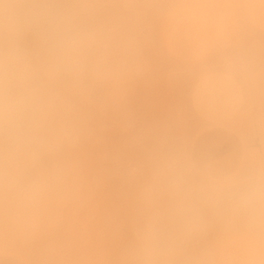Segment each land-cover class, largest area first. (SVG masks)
<instances>
[{
    "label": "rangeland",
    "instance_id": "obj_1",
    "mask_svg": "<svg viewBox=\"0 0 264 264\" xmlns=\"http://www.w3.org/2000/svg\"><path fill=\"white\" fill-rule=\"evenodd\" d=\"M246 1L121 0L113 10V28L128 24L129 37H146L152 50L128 59L103 57L98 74L68 93L72 107L62 122L65 138L30 173L38 185L35 199L22 206L13 189L6 202L0 191V253H14L28 264H125L124 253L136 246L141 230L168 221L170 169L189 186L215 180L201 176L189 159L202 126L193 87L200 76L223 68L226 50L239 44L247 29ZM188 4L214 7L174 16ZM165 22L173 32L188 30L187 39L199 37L200 44L176 56L166 46ZM214 92L224 94L223 81L202 78L195 90L198 104L213 106ZM22 214L41 217L25 241L16 236ZM204 252L218 260L243 259L230 233L214 223L186 242L175 259L201 258Z\"/></svg>",
    "mask_w": 264,
    "mask_h": 264
},
{
    "label": "clouds",
    "instance_id": "obj_2",
    "mask_svg": "<svg viewBox=\"0 0 264 264\" xmlns=\"http://www.w3.org/2000/svg\"><path fill=\"white\" fill-rule=\"evenodd\" d=\"M121 0H0V191L10 189L23 206L38 185L30 173L59 149L68 93L98 74L99 61L117 43L104 21ZM213 5L188 4L175 17L202 14ZM167 186L173 206L166 224L153 223L126 250L125 264H264V165L254 157L239 172L189 186L172 168ZM38 214L20 215L16 236L25 241L39 227ZM210 223L230 233L243 259H175L183 245Z\"/></svg>",
    "mask_w": 264,
    "mask_h": 264
},
{
    "label": "crops",
    "instance_id": "obj_3",
    "mask_svg": "<svg viewBox=\"0 0 264 264\" xmlns=\"http://www.w3.org/2000/svg\"><path fill=\"white\" fill-rule=\"evenodd\" d=\"M245 9L247 29L241 33L239 44H232L226 50L229 60L223 68L200 76L193 87V105L202 126L189 147V159L201 176L212 179L237 173L252 157L258 166L264 165V2L256 4L247 0ZM114 19L112 15L104 18L118 37L112 55L106 57L128 59L137 57L138 51L142 52L140 56H146L152 50L146 37L139 41L129 37L128 24L113 28ZM198 25L197 22L192 27L197 29ZM187 32H173L165 22L166 46L178 57L200 44L199 37L187 39ZM204 77L217 78L224 83V94H211L213 106L210 104L212 107L208 105V108L199 105L195 96L197 85ZM0 264L28 263L19 255L3 252Z\"/></svg>",
    "mask_w": 264,
    "mask_h": 264
}]
</instances>
